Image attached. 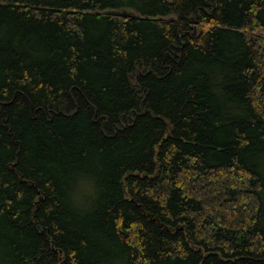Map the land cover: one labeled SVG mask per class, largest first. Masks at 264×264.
Here are the masks:
<instances>
[{
  "label": "trees",
  "instance_id": "obj_1",
  "mask_svg": "<svg viewBox=\"0 0 264 264\" xmlns=\"http://www.w3.org/2000/svg\"><path fill=\"white\" fill-rule=\"evenodd\" d=\"M0 264H264V0H0Z\"/></svg>",
  "mask_w": 264,
  "mask_h": 264
},
{
  "label": "water",
  "instance_id": "obj_2",
  "mask_svg": "<svg viewBox=\"0 0 264 264\" xmlns=\"http://www.w3.org/2000/svg\"><path fill=\"white\" fill-rule=\"evenodd\" d=\"M111 14L117 15V16H129V17L133 16L132 13L126 12V11H113L111 12Z\"/></svg>",
  "mask_w": 264,
  "mask_h": 264
},
{
  "label": "clouds",
  "instance_id": "obj_3",
  "mask_svg": "<svg viewBox=\"0 0 264 264\" xmlns=\"http://www.w3.org/2000/svg\"><path fill=\"white\" fill-rule=\"evenodd\" d=\"M96 194H98V193H96Z\"/></svg>",
  "mask_w": 264,
  "mask_h": 264
},
{
  "label": "bare ground",
  "instance_id": "obj_4",
  "mask_svg": "<svg viewBox=\"0 0 264 264\" xmlns=\"http://www.w3.org/2000/svg\"><path fill=\"white\" fill-rule=\"evenodd\" d=\"M129 17V16H128Z\"/></svg>",
  "mask_w": 264,
  "mask_h": 264
}]
</instances>
